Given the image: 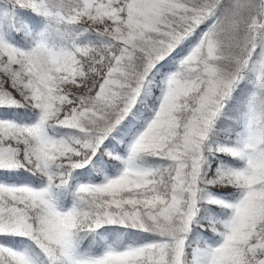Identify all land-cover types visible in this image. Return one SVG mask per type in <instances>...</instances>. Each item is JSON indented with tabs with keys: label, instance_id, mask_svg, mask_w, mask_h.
I'll use <instances>...</instances> for the list:
<instances>
[{
	"label": "snow or ice",
	"instance_id": "1",
	"mask_svg": "<svg viewBox=\"0 0 264 264\" xmlns=\"http://www.w3.org/2000/svg\"><path fill=\"white\" fill-rule=\"evenodd\" d=\"M0 264H264V0H0Z\"/></svg>",
	"mask_w": 264,
	"mask_h": 264
}]
</instances>
